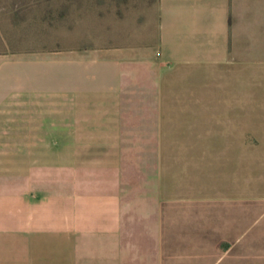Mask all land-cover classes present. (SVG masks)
<instances>
[{
	"label": "crops",
	"instance_id": "1",
	"mask_svg": "<svg viewBox=\"0 0 264 264\" xmlns=\"http://www.w3.org/2000/svg\"><path fill=\"white\" fill-rule=\"evenodd\" d=\"M62 62L0 153V264H264L239 172L264 141V0H160L118 52Z\"/></svg>",
	"mask_w": 264,
	"mask_h": 264
},
{
	"label": "rangeland",
	"instance_id": "2",
	"mask_svg": "<svg viewBox=\"0 0 264 264\" xmlns=\"http://www.w3.org/2000/svg\"><path fill=\"white\" fill-rule=\"evenodd\" d=\"M160 0H0V153L22 150L30 97L27 88L55 87L72 55L99 57L134 41L158 20ZM33 99V98H32ZM250 143V145H248ZM240 187L264 190V141H239ZM250 178H247V172ZM254 173V176L252 175ZM256 211H264L257 202Z\"/></svg>",
	"mask_w": 264,
	"mask_h": 264
}]
</instances>
